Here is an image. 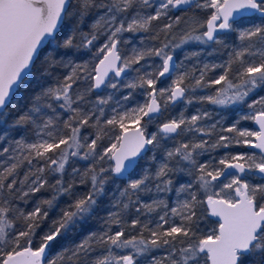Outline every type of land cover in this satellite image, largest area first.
I'll return each instance as SVG.
<instances>
[{
    "label": "snow or ice",
    "instance_id": "snow-or-ice-1",
    "mask_svg": "<svg viewBox=\"0 0 264 264\" xmlns=\"http://www.w3.org/2000/svg\"><path fill=\"white\" fill-rule=\"evenodd\" d=\"M193 7L206 10L207 16L203 20L193 16L178 38L174 33L182 18L172 19L170 11ZM93 13L90 30L85 32L81 26ZM257 16L260 23H255ZM164 18L169 22L153 27L154 21ZM138 32L150 33L158 46L132 47L130 56L122 54L120 45L130 43L124 34ZM232 33L241 46L233 48L223 63L204 64L199 76L181 71L182 64L174 65L173 53L181 45L199 41L227 48ZM101 35L105 39L97 47ZM85 55L91 59H83ZM199 56L191 52L185 59ZM152 57L160 63L139 67ZM174 68L177 74L171 83L158 87ZM214 69H220V74L208 78ZM132 72L135 79L123 87L142 90L143 103L127 107L133 99L131 91L121 97L125 103L117 99L114 106L112 94H99L102 88L119 91L122 78ZM48 81L53 83L45 87ZM37 84L40 90L25 111L13 97ZM203 88L214 92L195 95ZM259 88H264V0H0V124H8V130L0 132L7 144L0 145V154H9L0 170V264H139L141 258L148 264H264V183L250 181L257 175L264 177V96L249 102ZM180 101L247 105L251 111L240 119L254 121L259 131L239 129L237 120L220 128L221 133L235 136L220 134L209 143L204 137H213L220 122L203 123L212 113L200 110L190 117L181 112L160 123L157 132L148 131L163 111ZM106 106L111 107V115L106 114ZM57 108L70 113L66 120ZM13 109L16 115L9 124ZM85 128L94 129V138L82 133ZM117 128L119 134L110 135ZM16 129L31 130L35 139H9L8 133ZM188 133L192 135L187 141L163 148V160L154 173L142 169L120 190L114 204L119 210L108 213L103 230L89 233L72 247H61L48 258L46 250L91 218L113 177L131 175L145 154L162 147V140ZM105 137L112 142L102 145ZM233 146L258 152H226L215 164L197 159ZM71 158L92 163L83 172L72 167L71 179H66ZM185 171L193 181L176 187L174 177ZM77 177L81 184L90 182L86 193L76 192ZM42 190L50 192V198L34 200L27 212L17 206V201L27 204ZM172 191L177 201L171 208L164 199L151 197L148 203L141 198ZM62 197L69 198L65 206L38 234ZM133 207L137 215L129 226L139 232L130 236L123 215ZM158 209L163 214L154 227L149 226L151 220L139 219ZM206 217L217 218L213 227H202ZM98 248L104 254L92 258ZM161 248L167 249V256L152 255Z\"/></svg>",
    "mask_w": 264,
    "mask_h": 264
},
{
    "label": "trees",
    "instance_id": "trees-1",
    "mask_svg": "<svg viewBox=\"0 0 264 264\" xmlns=\"http://www.w3.org/2000/svg\"><path fill=\"white\" fill-rule=\"evenodd\" d=\"M73 3H75V0H73ZM186 11L189 10H179L180 15ZM202 17H206L207 16V12L206 10L202 11ZM95 18V14H90L87 18H86V23L84 25H82V29L85 32H88L90 30L91 24L93 22ZM254 19H256V21L258 20V22H261V19L257 16L254 17ZM169 22L168 18H164L161 21H154L153 22V27L155 28L157 25L162 26L164 23ZM67 30V29H65ZM150 33H145L143 39H142V43L141 46L142 47H148V46H158V42L157 41H152L149 37H150ZM105 37L103 35L100 36V39L96 42V46L99 47L103 42H104ZM219 50L221 47H218ZM46 50H50V49H46ZM93 51H95V49H93ZM43 56V53H42ZM83 59L85 60H89L91 59V57L85 55L83 56ZM198 59V58H197ZM184 65H183V71L187 70L189 72L191 71H195V74L197 76H199V70L203 67L204 64H209V63H203V61H199L196 62L195 57H191L189 59H184ZM79 62V61H78ZM93 63H95V60H92ZM159 63V59L156 57H152L147 59L146 62H141V65H139V67L146 68L148 67V65H152V64H158ZM210 65V64H209ZM151 70V69H149ZM64 71V70H61ZM220 69H214L213 71H210L207 73V77L208 78H212L214 76L219 75ZM136 77V73L132 72L129 73V77L127 79H122L121 80V88L119 91H114V100L112 102H110V104L112 106L115 105V100L117 99H121V97L123 95H127L130 91L132 92V97L133 99L128 102V104H126L127 107H131V105L136 104L138 101L142 100V102H144L145 97L143 96L142 90L137 89V90H130L127 88L123 87L124 83L130 82L131 80L135 79ZM49 83H53V81H48L45 83V87L48 86ZM84 87L83 83L80 84V89L82 90ZM210 89V88H207ZM40 88L39 85L37 84L35 87H31L28 88L25 91H21V92H17L14 97L13 100L14 102L18 103L22 108H24V110L26 111L28 108L31 107V102L34 99V95L37 94L39 92ZM100 95L102 96H106L109 95L111 93H105L103 91L99 92ZM93 100L95 99V94L92 95L91 97ZM121 103H125L124 101H122L121 99ZM169 108V107H168ZM171 108V107H170ZM190 105L187 104L185 105V108L182 109L181 111L185 114H187L190 111ZM106 114L109 115V113H111V107L110 106H106ZM57 111L60 113V117L61 119H67L68 116L70 115V113L65 112L64 110H60L57 108ZM16 115V111L15 109L12 110L11 115L8 117V122L9 124L12 122L13 117ZM169 119L170 118V114L163 112L162 114H160L156 121L155 124L152 125V130H154L155 132L158 131V125L161 123L162 120L164 119ZM8 130V124H0V132H6ZM82 133L85 135H89L94 136V129L92 128H85L82 129ZM112 135H116L119 134V129L117 128L114 132H111ZM8 137L9 139H20L21 137H26L27 139H29V141H32L35 139V136L33 134V132L31 130H29L27 133H25V131L23 129H16L15 131H11L8 133ZM169 140V139H167ZM167 140H162L161 141V145L162 147L159 148L158 150H156L155 152H153L151 155H155L156 159L155 160H151L149 157L151 155H149L148 153L146 155H144L143 159L139 160V163L137 165V167H140L142 169H147L149 172H153L155 171L156 167L158 166V164L163 160V156H164V151L163 148H173L174 146H176L177 142L183 140V141H187V137L186 136H180V137H174L173 141L170 144H167ZM105 141V139H104ZM103 141V142H104ZM0 145L2 146H7V144L3 141V137L0 136ZM169 147H168V146ZM9 154H0V170H2V168L5 166V162L7 161V157ZM149 155V157H148ZM92 161L91 160H82L79 158H71L70 163L68 165H66V174H65V178L66 179H71V169L72 167H76L79 168L81 170V172H83L86 168H88L91 165ZM27 171V166L25 165L24 167L21 168L20 170V176L22 178L23 173ZM134 172V171H133ZM132 172V174H133ZM131 175H128L129 178L132 177ZM57 176L59 174H56ZM127 177V178H128ZM127 178H117V177H113L112 180L109 181V183L105 186V194L99 198L98 200V204L95 210V213L91 216V218L84 223L80 228H78L76 231L67 234L65 237H63L52 249L50 250H46L47 251V256L48 258H52L58 251L61 250V247H72L75 244L80 243L86 236H88L89 233L91 232H100L101 230H103L104 228V221L105 219H107L108 213L110 211H118L119 209L114 207V204L116 203V201L120 198V190H123L128 181L126 180ZM190 178V180H193V176L189 175L187 173V171L182 172V173H177L176 177H174V179L178 180V183L176 184V187H179L180 183H186L187 180ZM49 179L54 183V179L52 178V176H49ZM90 182L85 183V184H81L79 178L77 177L75 180V190L78 194L80 193H86L89 188H90ZM51 193L48 191H43L39 194H37L35 197H31L29 198V202L27 204H24L20 201H17V206H19L20 208H22L25 212L30 211L33 207V201L34 200H39L41 198H50ZM158 196L164 198V200H166L169 204V207L174 205V198H176V192L172 191L170 193H161ZM155 193H150V194H145L142 195V200L148 203H151V197L157 198L158 197ZM183 197V196H181ZM180 197V198H181ZM68 197H62L59 200V204L58 207H56L55 209L51 210L49 213V219L47 221H45L44 224L41 225V228L38 229V234L41 233L42 231H46L47 230V226L48 224L51 223V220L56 218V216L59 213V210L61 207H64L66 204V201L68 200ZM160 214H163V210L158 209L156 212L153 213H145L139 216V219L141 220V222H146L148 220H151L153 223L150 224V227H154L155 223L158 221V217ZM136 212H135V208H131L127 213H125L123 215V219L124 221H126L127 223L124 224L123 226L126 228V232L128 235L132 236V235H137L139 232V228L137 229H132L129 225L131 223V220L136 218ZM215 220L210 219L209 217H206L205 221L202 222V227H204L205 229L213 226V222ZM113 230L116 229L117 226L113 225ZM167 227V226H165ZM148 234L145 233V236H147ZM39 243V238L38 236L36 237V244ZM166 248H161L158 250H155L153 254L160 252H164L166 251ZM127 251V250H125ZM104 254L103 253V249H97L95 252L92 253V258H95L98 255ZM142 260V258L140 259V261ZM139 261V262H140Z\"/></svg>",
    "mask_w": 264,
    "mask_h": 264
},
{
    "label": "rangeland",
    "instance_id": "rangeland-1",
    "mask_svg": "<svg viewBox=\"0 0 264 264\" xmlns=\"http://www.w3.org/2000/svg\"><path fill=\"white\" fill-rule=\"evenodd\" d=\"M154 3H159V0H153ZM184 10H189L186 11L184 13H182L180 15L179 10H171L170 11V16L172 17V19H174L176 16H180L181 19V23L177 26V28L175 29V35L179 38V36L183 35L184 30H187L190 23H191V18L193 16H198L201 20L205 19L206 17H202V11L204 10H200V9H196L195 7L193 8H187ZM149 12H151L152 10L149 9ZM255 23H259L258 20ZM185 21H188V23L186 24ZM202 31V29H201ZM198 34V33H197ZM145 33L142 32H138L135 34H124V38L126 40H128L130 43L127 44H122L120 45L121 48V52L124 55H131V48L135 47V48H140L141 43L143 42L142 39L144 37ZM221 36H223L224 34H220ZM178 42V39H177ZM226 43L228 44V47L225 48L222 45H218L212 42H208L206 44L200 43L199 41H189L187 44L181 45L180 48L175 49L174 53H180L181 57L179 59V63H177V65H181L182 64V68L180 69L181 71H183V65H184V59L185 56L188 53L191 52H199L200 56L199 57H195L196 62L199 61H203V63H209L211 64H220L223 63L224 61H226L228 59V53L233 49V48H239L241 46V41L239 40V37L237 34L232 33L229 34V39H227ZM218 47H221L220 50ZM198 58V59H197ZM159 59V58H158ZM160 63V60H159ZM158 63V64H159ZM221 71V70H220ZM220 71L218 72L220 74ZM177 74L176 70L172 73L171 77H168L165 81L164 84L161 87H167L170 83H171V79L175 77V75ZM129 77V74L125 77H123L122 79H127ZM220 85H216L214 86V88H219ZM214 88H203V89H197L195 95L197 96H201V95H209V94H213L214 92ZM103 92L105 93H111L114 96V90L110 89V88H104ZM259 90L257 89L252 95H250L249 97V102H251L252 99H258L260 96H264V93H258ZM264 92V91H263ZM259 94V95H258ZM137 103H143L142 100L138 101ZM136 103V104H137ZM183 104H185V102H182ZM128 104V103H127ZM136 104L131 105V107H134ZM187 105V104H186ZM190 105V111L185 114L183 113L186 117H190L191 115L197 114V110L200 111H208L210 113H212V118L210 120L206 119L205 122L207 125H211L213 123H216L217 121H219L220 123L217 126L216 129V133L213 137L209 138V137H204V139H208L209 143H211L213 140H215L216 136L220 135V134H224V135H229V136H235V133H221L220 132V128L224 127H230L233 123H235L237 120H239V124L237 125V127L239 129H247L250 131H257L254 129V127L251 124V120H242L240 119L241 116L243 115H247L251 110L247 108V105L244 106H240V105H234V106H219V105H212L209 104L207 102L204 103H197L194 102ZM130 108V107H129ZM181 109L184 108H180L178 110H170L168 112V114H170V118L177 116V112L181 113ZM181 111V112H180ZM111 112V111H110ZM178 113V114H179ZM109 115H111V113H109ZM156 119L148 126V131L149 132H155L154 130H152V125L155 124ZM110 135H112V133H110ZM191 133H188L187 135H185L187 137V139H189L191 137ZM114 136V135H112ZM90 138H94V136H91ZM174 138L167 140V144H170L173 141ZM104 141V140H103ZM101 141L102 145H106L112 141H110L107 137H105V141L103 142ZM168 146V145H167ZM169 147V146H168ZM254 150H252L251 148H248L246 146H233L230 147L228 149H224V148H220L214 151H210V152H206L203 155H200L197 157V159L200 162H208L211 161L214 164L218 162V160L226 153V152H230V153H238V152H253ZM153 152H149L148 154L151 155ZM146 155V154H145ZM148 155V157H149ZM153 155H151L149 158L151 159ZM152 160V159H151ZM142 171V168L140 167H136L132 177L129 178L128 175L124 178H127L126 180L129 181L130 179H134V178H138V174H140ZM122 179V178H121ZM194 179V178H193ZM193 181V180H192ZM190 180V178L187 180L186 183L192 182ZM250 181L252 183H264V181L261 180V178L259 176H256L255 179H252L250 177ZM157 199H164L160 196L157 197ZM180 199H183V197H181ZM176 201H177V196L176 198H174L173 202L174 205L171 207H175L176 206ZM169 207V208H171ZM210 218V217H209ZM211 219V218H210ZM214 220V219H213ZM173 221L176 223H179V218L178 217H173ZM214 226V225H213ZM211 226V227H213ZM210 228V227H209ZM154 256L163 259L165 256L168 255V251H164V252H158L155 254H153ZM139 264H148L147 259L142 258V260L139 262Z\"/></svg>",
    "mask_w": 264,
    "mask_h": 264
},
{
    "label": "flooded vegetation",
    "instance_id": "flooded-vegetation-1",
    "mask_svg": "<svg viewBox=\"0 0 264 264\" xmlns=\"http://www.w3.org/2000/svg\"><path fill=\"white\" fill-rule=\"evenodd\" d=\"M181 10H184V9H181ZM221 34H224V33H221ZM173 54L176 56V58H175V65H177V63H179V59H180V57H181V54H180V53H177V54L173 53ZM174 71H175V68H174L173 72H174ZM173 72H172V73H173ZM167 78H168L167 76L164 77V78H161V81L158 83V87H161V86L164 84V81H165ZM103 89H104V88H102L101 90H99V92H100V91H103ZM258 90H259L260 93H264V92H263V91H264V88H259ZM259 92H258V93H259ZM260 93H259V94H260ZM259 94H258V95H259ZM182 102H183V101H180V102H178V103L175 104V105H170L169 108H168L166 111H163V112L168 113L170 110L173 111V110H175V109H177V108H178V110H179L180 108H185L186 103L183 104ZM170 107H171V108H170ZM181 110H182V109H181ZM163 112H162V113H163ZM180 112H181V111H180ZM178 113H179V112H177V115H178ZM166 120H167V118L164 119V120H162L161 123L164 122V121H166ZM252 122H253V121H252ZM252 122H251V124H252V126H253V123H252ZM253 127H254V126H253ZM254 129L257 130V131H259L256 127H254ZM252 150H253V149H252ZM254 151H257V150H254ZM257 152H258V151H257ZM257 176H259V175H257ZM259 177L261 178L262 181H264V177H261V176H259Z\"/></svg>",
    "mask_w": 264,
    "mask_h": 264
},
{
    "label": "water",
    "instance_id": "water-1",
    "mask_svg": "<svg viewBox=\"0 0 264 264\" xmlns=\"http://www.w3.org/2000/svg\"><path fill=\"white\" fill-rule=\"evenodd\" d=\"M184 9H187V8H184ZM174 55V54H173ZM175 58H176V56L174 55V65H175ZM174 70V69H173ZM253 123V126L254 127H256L258 130H259V127H258V125L257 124H255V122L253 121L252 122ZM249 148V147H248ZM252 149V148H251ZM253 150H256V149H253ZM258 151V150H257ZM128 174H125V176L124 177H126ZM124 177H117V178H124ZM211 219H214V220H216L217 218H214V217H210Z\"/></svg>",
    "mask_w": 264,
    "mask_h": 264
}]
</instances>
